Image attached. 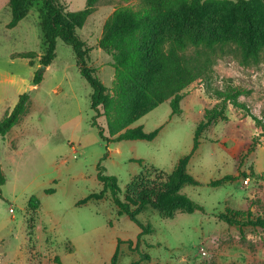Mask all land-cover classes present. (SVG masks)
Wrapping results in <instances>:
<instances>
[{
	"label": "rangeland",
	"instance_id": "374dc122",
	"mask_svg": "<svg viewBox=\"0 0 264 264\" xmlns=\"http://www.w3.org/2000/svg\"><path fill=\"white\" fill-rule=\"evenodd\" d=\"M60 1L67 11L80 10L86 2ZM137 1L96 0L93 12L77 29L89 48L87 65L107 89L114 77L112 59L97 40L116 7ZM39 9L40 3L33 2L26 17L8 28L9 2L0 0V117L20 93H29L26 112L0 137L5 176L0 196V264H110L116 248V264H264V227L246 220L227 223L216 216L239 211L231 208L234 196H249L257 181L251 171L264 172L261 130L256 127L258 133L250 144L234 137L241 129L254 131L251 117L228 105L226 118L197 130L204 110L218 102L198 79L180 92L178 113L171 112L168 99L128 125L156 131L151 140L102 139L99 126L111 137L106 118L100 115L97 125H91L92 89L78 71L72 48L57 39L55 57L42 69ZM196 19L214 43L194 45L187 36L178 54L209 55L214 69L210 87H222L224 80L231 79L249 89L239 100L264 120V0L247 13L228 8ZM163 38L166 47L175 41L172 25L164 28ZM28 51L35 52L31 65L28 58L15 55ZM40 70L42 79L35 85L32 78ZM196 132L198 145L192 152ZM184 157L185 172L197 182L182 184L176 193L188 197L196 208L177 207L170 214L151 204L138 208L136 217L151 227L139 238L140 227L120 212L108 190L102 198L77 203L101 191L97 178L101 168L116 177L120 198L134 209L127 185L137 179L135 189L153 187L165 181ZM251 205L253 210L240 212L264 218V202L256 198Z\"/></svg>",
	"mask_w": 264,
	"mask_h": 264
},
{
	"label": "trees",
	"instance_id": "16d2710c",
	"mask_svg": "<svg viewBox=\"0 0 264 264\" xmlns=\"http://www.w3.org/2000/svg\"><path fill=\"white\" fill-rule=\"evenodd\" d=\"M8 2L11 10L8 28L14 27L26 17L33 2L40 3L39 25L44 48L40 58L41 65L47 66L53 61L57 39H61L72 48L78 71L92 89L90 107L94 110V115L91 125H97L96 118L100 115H105L106 118L111 139L103 134V128L99 126L102 139L151 140L156 131L145 132L139 128H129L128 125L168 99H170L171 112L178 113L180 92L198 79L206 83L208 92L218 102L213 108L204 110L203 120L197 130L205 127L212 120L226 118L225 110L231 105L236 109L244 110L245 116L251 117L255 126L260 128L261 135H264V120L253 114L248 106L239 100L241 95L250 93L249 89L233 84L231 79L224 80L222 87L212 88L210 83L214 69L210 56L202 51L178 54L179 50L185 47L187 36L194 45L202 42L208 45L214 43L213 39L206 38L203 33L204 28L196 17H208L228 8L247 13L254 10L260 0H138L133 5L116 7L105 19L101 35L97 40L98 47L108 52L112 59L110 64L114 70V77L109 89L87 65L89 48L77 33V29L83 26L87 16L93 12L96 0H86L85 6L77 11H67L60 0H8ZM168 25L173 26L177 38L172 45L166 47L163 30ZM245 35L248 40L252 39L249 35ZM15 55L28 58L31 65L35 52H20ZM41 79L42 73L36 71L32 82L36 85ZM28 102V92L18 95L12 109L6 111L0 118V137H4L19 122L26 112ZM197 145L196 132L192 152ZM186 163L187 157L181 158L165 181L153 187L135 189L138 185L137 179L132 180L126 190L133 201L134 209L120 198L121 190L116 177L103 173L99 168L97 178L103 186L101 191L96 197L90 193L77 203H84L90 198H102L108 190L112 202L120 212L140 227L141 230L137 235L139 238L150 232L151 227L136 217L138 208L151 204L161 212L169 214L177 207H184L187 211L196 208L188 197L176 193L182 184L197 182L193 176L185 172ZM251 174L254 175L253 170ZM4 182L5 176L0 162V196ZM51 191L50 188L47 192ZM216 216L227 223L241 224V220H246V224L264 227V218L260 216L253 218L249 212L226 210ZM116 260L117 248L110 264H116Z\"/></svg>",
	"mask_w": 264,
	"mask_h": 264
},
{
	"label": "crops",
	"instance_id": "0c3cea01",
	"mask_svg": "<svg viewBox=\"0 0 264 264\" xmlns=\"http://www.w3.org/2000/svg\"><path fill=\"white\" fill-rule=\"evenodd\" d=\"M10 14H11V10H10ZM10 19H11V15H10ZM22 20V19H21ZM20 20V21H21ZM9 22V21H8ZM7 22V23H8ZM18 24V23H17ZM16 24V25H17ZM15 25V26H16ZM14 26V27H15ZM18 98V96H17ZM17 101V100H16ZM16 103V102H15ZM14 103V104H15ZM14 106V105H13ZM12 109V108H11ZM9 108H7L5 110L6 111H9L11 110ZM4 112V114H5ZM3 114V115H4ZM183 114H186L184 112V109H182V115ZM2 115V116H3ZM1 116V117H2ZM0 117V118H1ZM253 126V130L254 131H250V132H244L243 129L240 130V133H236L234 134V137L237 138V142L238 141H241V140H244V142H248L250 144V141L252 140V136L254 135L255 132L258 133L257 129H256V126L255 125H252ZM259 128V127H257ZM260 129V128H259ZM264 139V135L261 136L260 140L262 141ZM254 175L256 176V183L254 184V186L249 190V196H234V199L231 201V208H235L237 210H253V206L251 205L252 201L255 200L256 198H259V200L261 202H264V172L262 171H259L258 173L257 172H254ZM253 175V176H254ZM232 210V209H231ZM234 210V209H233ZM242 212V211H241ZM47 238H43L40 242L41 243H44L46 241ZM40 243V245H41ZM46 242L41 245V246H45Z\"/></svg>",
	"mask_w": 264,
	"mask_h": 264
},
{
	"label": "built area",
	"instance_id": "2783aa9c",
	"mask_svg": "<svg viewBox=\"0 0 264 264\" xmlns=\"http://www.w3.org/2000/svg\"><path fill=\"white\" fill-rule=\"evenodd\" d=\"M248 181H249V178L246 177V178L244 179V183H248ZM10 210H12V209H10Z\"/></svg>",
	"mask_w": 264,
	"mask_h": 264
},
{
	"label": "water",
	"instance_id": "95a60500",
	"mask_svg": "<svg viewBox=\"0 0 264 264\" xmlns=\"http://www.w3.org/2000/svg\"><path fill=\"white\" fill-rule=\"evenodd\" d=\"M43 67H42V69H45L46 68V65H42ZM41 72V70L38 72V73H40Z\"/></svg>",
	"mask_w": 264,
	"mask_h": 264
}]
</instances>
